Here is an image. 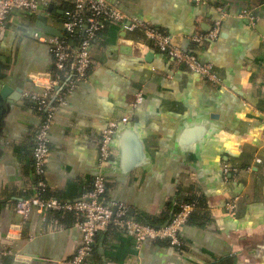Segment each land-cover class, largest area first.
Here are the masks:
<instances>
[{
	"label": "crops",
	"instance_id": "1",
	"mask_svg": "<svg viewBox=\"0 0 264 264\" xmlns=\"http://www.w3.org/2000/svg\"><path fill=\"white\" fill-rule=\"evenodd\" d=\"M107 1L211 64L222 84L191 74L139 31L111 25L97 37L87 78L58 106L50 129L43 175L49 197L75 203L102 175V201L124 205L140 222L164 225L186 198L201 206L180 231L181 247L138 245L129 232L108 228L84 264H264V0ZM49 5L34 15L13 11L0 32V84L11 97L22 90L0 122V247L17 255L0 257V264H62L81 242L74 216L59 222L33 213L23 220L15 212L16 202L35 193L32 150L42 117L25 94H42L53 77L48 47L35 38L53 35L37 17H47L61 35L71 1ZM218 8L228 13L218 38L194 43L192 37L209 32ZM122 38L131 42L128 55L118 45ZM123 117L128 121L118 132L127 135L120 140L116 133L102 165L101 133ZM225 166L237 175L226 177ZM233 198L238 203L229 213Z\"/></svg>",
	"mask_w": 264,
	"mask_h": 264
},
{
	"label": "built area",
	"instance_id": "2",
	"mask_svg": "<svg viewBox=\"0 0 264 264\" xmlns=\"http://www.w3.org/2000/svg\"><path fill=\"white\" fill-rule=\"evenodd\" d=\"M50 0H0V32L5 29L9 16L13 11H20L26 15H34L45 9ZM71 10L64 11L65 22L62 30L73 36L78 43L67 42L60 37L35 38L39 43L46 44L52 57V63L65 81L60 82L58 76H53L44 84V92L40 95L25 94V97L36 104L37 111H43L34 135L32 150V169L35 177V193L33 196L21 199L15 204V212L23 220H27L33 213L38 215L72 214L75 227L81 235V242L72 257L62 264H84L95 246L96 236L114 227L120 231L129 232L138 245L143 243L166 242L173 247H181L180 231L186 225L194 205L179 203L177 211L161 226H152L147 222H140L128 214V209L122 204H106L101 200L106 189V181L102 175L96 176L91 189L83 193L81 199L75 203L60 202L56 199H43L39 191L47 186L43 175L49 160V136L54 124L58 106L65 104L67 96L73 93L78 84L84 81L92 64L90 49L97 33L107 25H119L127 32L139 31L159 52L170 57L177 65L184 66L191 74L203 79L215 87H220L221 79L214 73L212 65L201 62L196 55L184 52L171 43V38L152 27L149 23L138 18H130L117 5L107 0H70ZM195 4H204L202 0H192ZM218 17L212 23L206 34L192 37L196 44L214 41L218 38L222 20L228 13L217 9ZM86 15V16H84ZM238 17H245V13ZM41 76V75H39ZM53 98V104L50 99ZM140 95L136 101L140 102ZM127 118L120 121H110L101 133L98 143V160L105 164L112 156L111 142L121 125L127 123ZM264 144V142H263ZM226 177L237 175V170L223 167ZM238 198H233L225 205L229 213L236 209ZM63 217V216H62ZM14 256L12 249L0 247V257Z\"/></svg>",
	"mask_w": 264,
	"mask_h": 264
},
{
	"label": "water",
	"instance_id": "3",
	"mask_svg": "<svg viewBox=\"0 0 264 264\" xmlns=\"http://www.w3.org/2000/svg\"><path fill=\"white\" fill-rule=\"evenodd\" d=\"M53 5H49L47 8V11L50 12L52 10ZM37 20L39 21V27H41L46 33L51 34L55 37H60V33L56 30V29H52L51 27L46 25V21H47V17H45L44 15H39L37 17ZM119 47L121 48V50H123L124 54H129V50L131 48V42L127 41L125 38H122L119 42H118ZM8 89L6 87H2V85L0 84V122H1V117L2 115L5 113V106L7 103H10L11 101H15L17 99V96H20L22 93L21 89H17V95H14L13 97H11V95H7ZM126 129L120 130L118 132V137L120 140L123 139V137H125L127 135V131H125ZM121 153L124 152V149L122 148ZM123 154H121L122 156Z\"/></svg>",
	"mask_w": 264,
	"mask_h": 264
},
{
	"label": "trees",
	"instance_id": "4",
	"mask_svg": "<svg viewBox=\"0 0 264 264\" xmlns=\"http://www.w3.org/2000/svg\"><path fill=\"white\" fill-rule=\"evenodd\" d=\"M72 9V6L70 5L66 10H71ZM65 10V11H66ZM84 16H86V15H84ZM65 22V17H64V14L62 15V18H61V23L63 24ZM109 26L110 25H107L106 24V26H105V28L104 29H102L101 31H99L98 33H97V37L103 32V31H105V30H107L108 28H109ZM141 33V32H140ZM97 37H96V39H97ZM60 38L61 39H64L65 41H67V42H70V43H73L74 45H76V43H78V41L77 40H73V36L71 35V34H69V33H67V32H64L63 30L61 31V36H60ZM96 39H95V41H96ZM90 70V69H89ZM53 76H58L59 77V79H60V82L61 83H63L64 81H65V78H63V75H61V74H59L58 73V71L56 70V68L54 67V65H53ZM88 74H89V72H88ZM36 109H37V107H36ZM40 114H43V111H40L39 112ZM34 135H35V133H34ZM36 180V179H35ZM91 189V188H90ZM49 191H48V188H46L44 191H39L38 193H39V195L43 198V199H49L50 197H49V193H48ZM104 195H102L101 196V200L103 199L102 197H103ZM182 202H185V203H189V204H193L194 205V211L191 213V215L189 216V218H188V220H187V223H186V225L190 222V220H191V218H193V216L194 217H196V215H197V213L199 212L198 210H197V204L199 205V206H201V203L199 202H195V200L194 199H189V198H186V199H183V201ZM182 202H180V203H182ZM177 211V207L174 209V212H176ZM51 214V213H50ZM73 216L72 214H65V215H63V217H65V216ZM51 216L53 217V219L54 220H57V221H61L62 219H60L62 216L60 215V214H51ZM63 221V220H62ZM148 224H150V223H148ZM150 225H152V224H150ZM152 226H154V225H152ZM109 228H114V227H109ZM115 229V228H114ZM96 238H97V236H96ZM96 250H97V248H96V246H94V248L92 249V252H91V254H93V253H95L96 252Z\"/></svg>",
	"mask_w": 264,
	"mask_h": 264
}]
</instances>
